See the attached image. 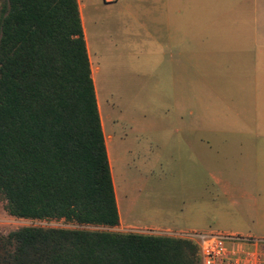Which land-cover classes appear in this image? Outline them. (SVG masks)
<instances>
[{
    "label": "rangeland",
    "instance_id": "rangeland-1",
    "mask_svg": "<svg viewBox=\"0 0 264 264\" xmlns=\"http://www.w3.org/2000/svg\"><path fill=\"white\" fill-rule=\"evenodd\" d=\"M233 1L79 0L93 59L101 67L96 76L101 116L107 138L115 135L111 146L124 207L120 224L105 229L156 235L224 231L214 225L220 203L194 155L199 148L207 156L235 148L226 131L197 123L217 122L211 104L226 101L210 97L214 92L206 81L220 76L210 77L211 58L222 74L241 67L228 45L243 40L242 12L249 14L244 41L252 47L253 62L263 64L255 74L264 85V47L257 45H264V0ZM195 166L203 172L200 191ZM196 207L203 215L200 223L192 222ZM154 220L165 221L153 228ZM26 226L80 227L64 219L12 216L0 199V230L7 234Z\"/></svg>",
    "mask_w": 264,
    "mask_h": 264
},
{
    "label": "trees",
    "instance_id": "trees-1",
    "mask_svg": "<svg viewBox=\"0 0 264 264\" xmlns=\"http://www.w3.org/2000/svg\"><path fill=\"white\" fill-rule=\"evenodd\" d=\"M0 199L26 219L120 224L79 0H0ZM0 264H201L186 238L0 230Z\"/></svg>",
    "mask_w": 264,
    "mask_h": 264
},
{
    "label": "crops",
    "instance_id": "crops-1",
    "mask_svg": "<svg viewBox=\"0 0 264 264\" xmlns=\"http://www.w3.org/2000/svg\"><path fill=\"white\" fill-rule=\"evenodd\" d=\"M167 1L170 2L171 0ZM239 1L233 2L240 3L241 1ZM232 13L234 11H229L227 15L232 16ZM241 15L244 18L243 26L241 27L243 40L240 41L241 43L234 41L228 45L232 51H235V53H232L235 56L232 61L241 63V67L234 65L233 68L226 70V73L222 74L219 71V63L211 58L214 67L210 77H212L213 73H219L220 76L217 75L214 78L215 80L221 78V80H211V83L206 81V85L210 89L212 88V91L209 92H214L210 97L212 99L224 97L226 101H217L211 104L210 112L218 115L217 122L197 123L202 128L213 131H226V141L229 140L228 144L233 145L235 148L229 154L221 153L210 156L203 155L199 148L198 150L196 149L194 160L195 164L198 163L201 168L204 167L206 169L211 179L212 193L220 203L219 210L215 212L214 225L224 228V232L264 238V85L260 81L261 77L255 74L257 67H262L263 64L257 66L251 59L252 47L249 42L244 41V31H249L247 26L245 28V24H249V21L245 20V18L249 14L242 12ZM83 26L101 113L96 78L97 74L101 71V67L100 65H95L88 39L87 26L84 20ZM257 45L260 48L264 47L263 44ZM239 49L243 51L240 52ZM208 56L209 54L206 55V57ZM197 79L199 82L200 78L198 77ZM216 82L217 85H215ZM216 92L217 94L214 95ZM206 94V92L203 93L201 97H204ZM102 124L113 174L120 219H122L124 214L123 200L116 182L114 169V162L117 163V159L116 157L114 158L111 146L115 135L112 134L107 138L103 120ZM195 127L197 128V125ZM216 142L217 140H215ZM193 177L194 183L198 184V191L202 190V170H198L196 167ZM202 219L203 215L200 213V207H196L195 218L192 222L200 223ZM163 221L165 220H154L153 226L150 227L160 228L159 222ZM192 222L188 221V223Z\"/></svg>",
    "mask_w": 264,
    "mask_h": 264
},
{
    "label": "built area",
    "instance_id": "built-area-1",
    "mask_svg": "<svg viewBox=\"0 0 264 264\" xmlns=\"http://www.w3.org/2000/svg\"><path fill=\"white\" fill-rule=\"evenodd\" d=\"M80 227L109 228L93 225ZM171 232L167 235L190 239L198 245L201 264H264V238L224 231Z\"/></svg>",
    "mask_w": 264,
    "mask_h": 264
}]
</instances>
